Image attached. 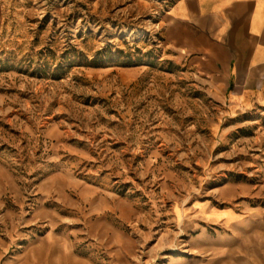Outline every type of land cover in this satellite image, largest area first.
Returning <instances> with one entry per match:
<instances>
[{
  "label": "rangeland",
  "instance_id": "374dc122",
  "mask_svg": "<svg viewBox=\"0 0 264 264\" xmlns=\"http://www.w3.org/2000/svg\"><path fill=\"white\" fill-rule=\"evenodd\" d=\"M172 1L0 0V264H264V95Z\"/></svg>",
  "mask_w": 264,
  "mask_h": 264
},
{
  "label": "crops",
  "instance_id": "0c3cea01",
  "mask_svg": "<svg viewBox=\"0 0 264 264\" xmlns=\"http://www.w3.org/2000/svg\"><path fill=\"white\" fill-rule=\"evenodd\" d=\"M166 40L203 59L238 98L264 95V0H173Z\"/></svg>",
  "mask_w": 264,
  "mask_h": 264
}]
</instances>
